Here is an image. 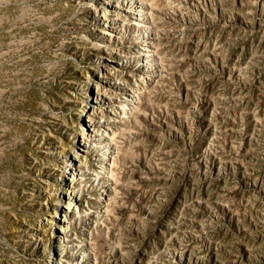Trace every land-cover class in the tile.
Instances as JSON below:
<instances>
[{
	"label": "rangeland",
	"instance_id": "374dc122",
	"mask_svg": "<svg viewBox=\"0 0 264 264\" xmlns=\"http://www.w3.org/2000/svg\"><path fill=\"white\" fill-rule=\"evenodd\" d=\"M0 264H264V0H0Z\"/></svg>",
	"mask_w": 264,
	"mask_h": 264
},
{
	"label": "bare ground",
	"instance_id": "6f19581e",
	"mask_svg": "<svg viewBox=\"0 0 264 264\" xmlns=\"http://www.w3.org/2000/svg\"><path fill=\"white\" fill-rule=\"evenodd\" d=\"M75 207V206H74ZM73 208V207H72Z\"/></svg>",
	"mask_w": 264,
	"mask_h": 264
}]
</instances>
